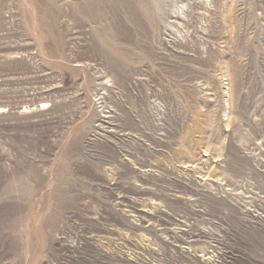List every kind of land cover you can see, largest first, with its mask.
<instances>
[{
	"label": "rangeland",
	"instance_id": "1",
	"mask_svg": "<svg viewBox=\"0 0 264 264\" xmlns=\"http://www.w3.org/2000/svg\"><path fill=\"white\" fill-rule=\"evenodd\" d=\"M0 264H264V0H0Z\"/></svg>",
	"mask_w": 264,
	"mask_h": 264
}]
</instances>
